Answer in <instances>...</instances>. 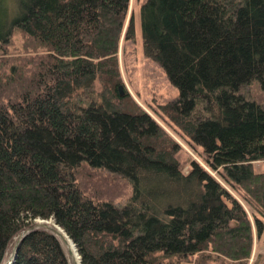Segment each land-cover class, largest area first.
<instances>
[{
  "label": "trees",
  "instance_id": "obj_1",
  "mask_svg": "<svg viewBox=\"0 0 264 264\" xmlns=\"http://www.w3.org/2000/svg\"><path fill=\"white\" fill-rule=\"evenodd\" d=\"M128 4L0 0V264L35 219L64 231L79 264H246L253 234L240 203L194 159L184 172L178 144L122 87ZM138 16L143 54L178 91L158 116L264 216V0H142ZM14 32L22 41L8 52ZM80 93L96 98L75 104ZM82 170L125 180V202L83 188ZM12 264L69 263L37 228Z\"/></svg>",
  "mask_w": 264,
  "mask_h": 264
},
{
  "label": "rangeland",
  "instance_id": "obj_2",
  "mask_svg": "<svg viewBox=\"0 0 264 264\" xmlns=\"http://www.w3.org/2000/svg\"><path fill=\"white\" fill-rule=\"evenodd\" d=\"M142 0H129L128 9L126 13V18L124 21L123 29L118 40L117 45V64L119 70V76L122 83L123 89L129 94V96L139 105L143 110L150 114V116L174 139V141L180 147L176 152V159L182 163L183 171H187L188 165L185 164L189 159H194L200 165H202L219 183L240 203L244 209L247 217L250 220L251 230H252V246L249 257L246 259V264H263L264 263V216L258 215L254 209L248 206L242 199L239 193L235 192L231 186L225 183L219 175L210 170L203 161V156L201 155V149L198 146L190 144L184 138L178 136L166 123L158 116V105L172 102L177 99L178 91L171 85L162 70V68L153 62L150 58L146 57L142 52V42L139 34V5ZM131 16L133 21V33L130 37H124L123 31L126 27L127 21ZM21 36L19 33L14 32L11 37V43L8 45V52H14L19 48L21 43ZM97 87V86H96ZM245 97L252 98L255 93V86L247 84L240 88L239 90ZM96 92V90H95ZM95 94V93H94ZM92 94L86 95L85 93H80L79 100L74 99L75 104L85 105L86 102L91 98H96ZM78 101V102H76ZM253 170L258 172L262 169L261 161L252 162ZM80 180L82 181L83 188L92 191L94 188L100 189V193L106 195L107 199L111 196L113 201L120 205L125 202L126 196L129 193V188L127 182L120 178L119 176L105 173L104 171H79L78 174ZM106 178V179H104ZM105 180V181H103ZM253 215L258 218L262 223V232L257 235L255 234V226L253 223ZM43 219H35V222ZM49 222L51 225L54 223L52 219L43 220ZM55 224V223H54ZM34 225V224H33ZM32 225V226H33ZM31 226V227H32ZM30 227V228H31ZM28 228L25 231L31 230ZM37 229V228H34ZM60 229V228H59ZM62 230V229H60ZM63 231V230H62ZM64 232V231H63ZM21 232L17 234L12 241L8 244L4 257L1 264H9L11 257L12 247L16 240L22 234ZM65 234V233H64ZM56 236V235H55ZM67 237V236H65ZM58 239V237L56 236ZM63 253L65 254L69 264H79V256L76 253V260L70 255L65 244H63L58 239ZM71 241V240H70ZM72 243V241H71ZM74 246V244H72ZM195 256H191L188 262H182L181 264H194ZM213 261H209L207 264H213Z\"/></svg>",
  "mask_w": 264,
  "mask_h": 264
},
{
  "label": "water",
  "instance_id": "obj_3",
  "mask_svg": "<svg viewBox=\"0 0 264 264\" xmlns=\"http://www.w3.org/2000/svg\"><path fill=\"white\" fill-rule=\"evenodd\" d=\"M118 92L119 94L122 93V88L121 86H118ZM34 228H42L45 230H48L49 232L53 233L54 235H56L58 237V239L65 244V239L63 236H67L66 234H64V232L62 230L59 229V227L56 224H50L49 222L43 221V220H38V222H35V224L30 228V229H34ZM23 234V233H22ZM22 234L20 235V237L16 240V242L14 243L13 247H12V252H11V257L9 260V264L13 263L14 260V256H15V252L17 249V243L19 241V239L21 238ZM68 238V237H67ZM69 239V238H68ZM70 240V239H69ZM73 244V243H72ZM79 260V258H78Z\"/></svg>",
  "mask_w": 264,
  "mask_h": 264
},
{
  "label": "bare ground",
  "instance_id": "obj_4",
  "mask_svg": "<svg viewBox=\"0 0 264 264\" xmlns=\"http://www.w3.org/2000/svg\"><path fill=\"white\" fill-rule=\"evenodd\" d=\"M63 237L65 239V246L64 247L67 248V250L69 251L70 255L74 258V260H76L77 258H76V253H75V250H74V246L72 245L71 241L67 237H65V236H63Z\"/></svg>",
  "mask_w": 264,
  "mask_h": 264
}]
</instances>
